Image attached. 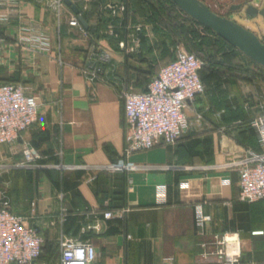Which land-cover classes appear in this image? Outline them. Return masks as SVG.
<instances>
[{"label":"crops","instance_id":"0c3cea01","mask_svg":"<svg viewBox=\"0 0 264 264\" xmlns=\"http://www.w3.org/2000/svg\"><path fill=\"white\" fill-rule=\"evenodd\" d=\"M117 1L124 3L122 14L101 9ZM73 4L87 36L67 24L75 14L64 3L0 5V82L22 86L38 104L35 121L14 142L0 145V164L10 165L0 169V198L6 195L10 210L26 215L42 235L32 264H59L60 235L90 242L91 264H203L200 254L213 260L208 243L222 233L236 235L241 263L264 264V199H238L235 164L260 151L248 124L264 113L258 100L263 78L251 69L204 73L203 93L187 102L188 127L175 143L130 153L126 159L135 169L105 170L124 144L121 90L142 91L173 58L175 46L171 50L165 38L174 24L168 12L178 23L187 16L165 0ZM136 25L137 45L124 53L117 41ZM93 51L108 55L99 69L89 65ZM24 147L39 155L40 167L24 162ZM56 163L76 168L59 171ZM196 205L209 217L200 231ZM106 210L122 211L121 217L104 218Z\"/></svg>","mask_w":264,"mask_h":264},{"label":"built area","instance_id":"2783aa9c","mask_svg":"<svg viewBox=\"0 0 264 264\" xmlns=\"http://www.w3.org/2000/svg\"><path fill=\"white\" fill-rule=\"evenodd\" d=\"M17 0H0V5H7ZM72 3L75 0H70ZM62 0H53V5H62ZM258 6V3L253 4ZM85 4L82 5V9ZM110 16H117L125 11L123 1L105 2L101 6ZM3 15L0 20H3ZM67 24L77 27L87 36L80 26L76 15L68 18ZM134 32L125 33L117 41V47L124 53L135 49L138 38L136 31L139 25L132 28ZM2 36L0 34V49ZM42 47L47 43L42 42ZM108 55L104 51H93L88 55L91 69H99L97 63H103ZM205 61L180 45H175L173 58L158 68L157 73L147 82L142 91L122 89L124 144L119 157L103 169L108 171L126 172L136 168L126 157L132 152L146 150L156 144L169 145L176 142L180 134L188 127L185 115L187 102L203 93V84L199 79L198 70ZM264 70V69H263ZM36 97L26 93L24 88L9 82H0V145L14 142L36 119ZM196 118L200 115L196 114ZM250 127L257 131V144L260 151L251 153L242 160L235 162L237 166L238 199L252 202L264 199V114H258L249 120ZM25 163L35 167L39 155L30 147L21 149ZM17 166H25L19 163ZM10 165L0 164V169ZM56 170H72L75 166L62 163L52 165ZM122 211L106 210L104 218H119ZM209 217L203 215L199 205L194 207V225L198 231ZM93 227H97L93 225ZM257 232V231H256ZM42 235L34 224L28 222L26 215L13 213L9 208L6 195L0 198V264H32L38 257L42 246ZM213 246L207 260L205 252L200 254L203 264H260L239 260L238 239L233 233L214 234L208 243ZM205 244L202 243V246ZM59 264H91L95 257L93 245L88 241H75L60 235L57 239ZM164 264H172L167 259ZM262 264V263H261Z\"/></svg>","mask_w":264,"mask_h":264},{"label":"rangeland","instance_id":"374dc122","mask_svg":"<svg viewBox=\"0 0 264 264\" xmlns=\"http://www.w3.org/2000/svg\"><path fill=\"white\" fill-rule=\"evenodd\" d=\"M201 1L214 13L235 21L237 24L252 31L258 37V39L264 42V21L259 15H256L255 17H249L244 13V7L242 5L244 0ZM256 2L259 3L260 0H256ZM233 5H239V7L231 9V6ZM260 7L261 5L259 4L257 8ZM185 26L187 27V29L192 30L193 34L189 33L185 36L183 34V31L178 34V31L176 30V28H174V30H170V35H165V38L168 36L166 40L168 41L171 50L175 45H180L184 49L191 51L197 57L204 60L205 64L208 63L207 66H209V64L215 61H220L223 64V59L220 57H222L224 51L230 49L231 51H233V53H235V56L228 57L230 62L222 66H217L218 69H251L253 74L260 75V77L264 80L263 67L241 54V52H236V49H231L220 44L221 42L217 38H215L212 33L203 30L200 26H197L190 20L189 17L187 18V23L185 24ZM199 40H201L205 45L203 44L199 46L197 44ZM206 43L214 44L210 46L208 44L206 45ZM230 63L231 66L228 65ZM258 100L264 102V97L260 95V97H258Z\"/></svg>","mask_w":264,"mask_h":264},{"label":"water","instance_id":"95a60500","mask_svg":"<svg viewBox=\"0 0 264 264\" xmlns=\"http://www.w3.org/2000/svg\"><path fill=\"white\" fill-rule=\"evenodd\" d=\"M176 7L193 19L200 26L210 29L214 34L227 42L230 46L236 48L244 56L251 59L256 64L264 68V42L247 28L237 24L235 21L220 16L211 11L201 0H169ZM69 6L76 15L79 23L85 27V22L79 14L78 9L70 0H62ZM260 8L251 3V0H244V13L249 17L259 15L264 21V0L258 5ZM239 5H233L232 8H238Z\"/></svg>","mask_w":264,"mask_h":264},{"label":"trees","instance_id":"16d2710c","mask_svg":"<svg viewBox=\"0 0 264 264\" xmlns=\"http://www.w3.org/2000/svg\"><path fill=\"white\" fill-rule=\"evenodd\" d=\"M167 3H169L170 5H171V7L172 6H176L175 4H173L172 2H170L169 0H165ZM158 6V5H157ZM156 8H158V7H156ZM171 9V8H170ZM170 11H173L172 9L170 10ZM157 14V13H156ZM185 14V13H184ZM187 16V15H186ZM187 18H188V16H187ZM187 18H185V19H183V20H181L180 21V23H178V21L176 22L175 21V14H174V12H168V19H169V21L171 20V21H173V25L172 26H169L168 28V30H174V28H176V30L178 31V34H180L182 31H183V34L186 36V34L188 35L189 33L190 34H193V31L192 30H190V29H187V27L185 26V24L187 23ZM190 18V17H189ZM190 20L193 22V23H195L197 26H200L199 24H197L193 19H191L190 18ZM176 22V23H175ZM172 23V22H171ZM203 30H205V31H208V32H210V33H212V35H214V37L215 38H217L221 43L220 44H222V45H224V46H227L228 48H231V49H236V48H234V47H232V46H230L227 42H225L224 40H222L220 37H218L216 34H214L210 29H208V28H206V27H203V26H200ZM199 46H201V45H203L204 43L201 41V40H199L198 41V43H197ZM208 43H206V45H207ZM214 44V43H213ZM212 43L211 44H208V45H213ZM205 45V44H204ZM236 52H239L237 49H236ZM235 53H233V51H231L230 49L229 50H227V51H224L223 52V54H222V57H220V58H222L223 59V64L220 62V61H215V62H213V63H211V64H209V66H207V64L208 63H206V64H204L199 70H198V76H199V79H200V81L202 82V84H203V80H204V73H207V72H211L213 69H216V67L217 66H222V65H224V64H227V63H229L230 61H229V58L228 57H232V56H235L234 55ZM242 54V53H241ZM171 60V59H170ZM219 62H220V64H219ZM163 65V64H162ZM161 65V66H162ZM228 65H230L231 66V63L230 64H228ZM158 69V68H157ZM156 69V71H158ZM217 69H218V67H217ZM228 70H231V69H229L228 68ZM236 70V69H235ZM157 73V72H156ZM155 73V74H156ZM147 84V83H146ZM204 86V85H203ZM145 89V88H144ZM144 89H142V90H144ZM248 123V122H247ZM249 125V124H248ZM40 254V253H39ZM39 256V255H38Z\"/></svg>","mask_w":264,"mask_h":264}]
</instances>
